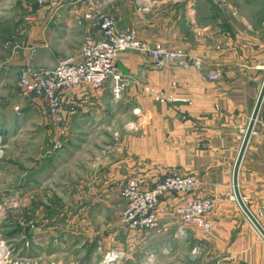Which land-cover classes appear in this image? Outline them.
<instances>
[{"label":"crops","instance_id":"obj_1","mask_svg":"<svg viewBox=\"0 0 264 264\" xmlns=\"http://www.w3.org/2000/svg\"><path fill=\"white\" fill-rule=\"evenodd\" d=\"M145 3L147 9H140ZM97 8L116 15L121 29H136L144 43L180 47L186 56L158 68L150 55L121 54L117 67L127 87L119 100L112 81L74 89L59 119L60 137H71L70 143L61 141L73 151L67 155L75 159L88 148L87 177L97 181L91 183L94 193L117 215L129 179L146 189L168 173L194 176L198 186L189 196L214 200L210 234L204 237L197 227L189 231L193 243L206 242L203 264H264V238L234 187L236 163L264 85V0H71L59 12L37 10L24 31L37 47L34 59L40 50L59 49L57 61L38 64L54 68L78 57L87 38L100 39L91 21L79 23ZM212 73L220 79L212 80ZM147 86L189 102L157 103ZM238 185L264 228V100Z\"/></svg>","mask_w":264,"mask_h":264},{"label":"rangeland","instance_id":"obj_2","mask_svg":"<svg viewBox=\"0 0 264 264\" xmlns=\"http://www.w3.org/2000/svg\"><path fill=\"white\" fill-rule=\"evenodd\" d=\"M37 10L36 0H0V264H203L206 242L194 251L189 232L176 237L175 225L163 233L123 227L121 212L94 193L88 148L67 155L73 151L61 141L71 137H60L61 116L21 94L20 70L33 48L24 31ZM95 18L79 23L98 28ZM53 48L32 58L35 69L57 61Z\"/></svg>","mask_w":264,"mask_h":264},{"label":"built area","instance_id":"obj_3","mask_svg":"<svg viewBox=\"0 0 264 264\" xmlns=\"http://www.w3.org/2000/svg\"><path fill=\"white\" fill-rule=\"evenodd\" d=\"M70 2L71 0H36V5L39 10L59 12V8ZM140 9H147L146 3ZM93 17H96L101 38H87L78 57L63 59L54 68L35 69L31 60L37 50L33 47L29 62L21 67V94L24 97L38 98L51 117L61 116L72 91L81 86L99 88L112 81L114 97L119 100L127 87L125 78L117 67L123 53L135 51L150 55L158 68H165L185 59L183 48L167 47L162 43L148 45L139 39L136 29H121L118 17L112 13L97 8L86 14L87 19ZM210 78L219 80L220 74L212 73ZM144 90L160 104L189 102V99L149 86ZM197 186L198 181L194 176L177 173L166 175L147 189L142 188L137 179H129L121 188L124 205L119 221L129 230L146 232H169L171 226L175 225L176 237L185 236L191 227H197L205 237L213 229L209 216L214 209V200L190 197ZM170 199L177 202L171 203ZM204 246V241L199 240L196 244L193 243V250L199 252Z\"/></svg>","mask_w":264,"mask_h":264},{"label":"water","instance_id":"obj_4","mask_svg":"<svg viewBox=\"0 0 264 264\" xmlns=\"http://www.w3.org/2000/svg\"><path fill=\"white\" fill-rule=\"evenodd\" d=\"M263 100H264V85H263L259 100L257 102L256 109H255V112L253 114L252 120L250 122L248 131L246 133L245 140L243 142V146H242L240 155H239L237 163H236L235 173H234V187H235L236 197H237V200H238L241 208L246 213V215L248 216L250 221L253 223V225L256 227V229L259 231L261 236L264 238V228L262 227V225L259 223V221L256 219V217L251 213V211L247 207L245 201L243 200V198H242V196L240 194L239 185H238V175H239V169H240V166H241V162L243 160V157H244L248 142L250 140V137H251V135L253 133V129H254L256 120L258 118L259 111H260V108H261Z\"/></svg>","mask_w":264,"mask_h":264},{"label":"bare ground","instance_id":"obj_5","mask_svg":"<svg viewBox=\"0 0 264 264\" xmlns=\"http://www.w3.org/2000/svg\"><path fill=\"white\" fill-rule=\"evenodd\" d=\"M5 252V249L2 250V253Z\"/></svg>","mask_w":264,"mask_h":264}]
</instances>
